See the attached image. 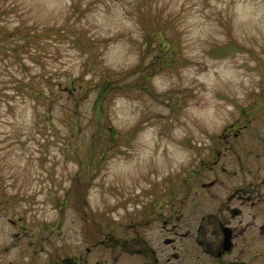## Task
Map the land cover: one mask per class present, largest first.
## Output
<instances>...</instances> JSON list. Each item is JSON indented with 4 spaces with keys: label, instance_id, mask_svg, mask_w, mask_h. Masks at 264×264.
<instances>
[{
    "label": "rangeland",
    "instance_id": "rangeland-1",
    "mask_svg": "<svg viewBox=\"0 0 264 264\" xmlns=\"http://www.w3.org/2000/svg\"><path fill=\"white\" fill-rule=\"evenodd\" d=\"M263 90L264 0H0V264L85 256Z\"/></svg>",
    "mask_w": 264,
    "mask_h": 264
},
{
    "label": "flooded vegetation",
    "instance_id": "flooded-vegetation-1",
    "mask_svg": "<svg viewBox=\"0 0 264 264\" xmlns=\"http://www.w3.org/2000/svg\"><path fill=\"white\" fill-rule=\"evenodd\" d=\"M260 105L263 114L242 110L210 136L206 160L185 179L146 189L149 200L125 225L104 229L90 216L85 256L49 264H264V251L253 252L264 245V100ZM93 251L100 256L90 258Z\"/></svg>",
    "mask_w": 264,
    "mask_h": 264
},
{
    "label": "trees",
    "instance_id": "trees-1",
    "mask_svg": "<svg viewBox=\"0 0 264 264\" xmlns=\"http://www.w3.org/2000/svg\"><path fill=\"white\" fill-rule=\"evenodd\" d=\"M36 37H38L36 34L31 36L29 33H27L24 35V38L27 39V41H30V40L33 41V39ZM79 86H80V84H79ZM110 86L114 87V85H109L107 83L103 84L102 89L100 90L101 94L99 95L100 101H102L103 98L105 97V95L109 92V90L111 89ZM68 92H69V94L73 95L71 91H68ZM31 94L33 96V99H35V100H39L40 98H42V92H38L37 90H35V91L33 90ZM52 97H53V95L50 93L49 97L43 98L44 100H41L42 102L44 101L43 103L47 109H51V107L53 106L54 100H52ZM48 98H50V99H48Z\"/></svg>",
    "mask_w": 264,
    "mask_h": 264
}]
</instances>
